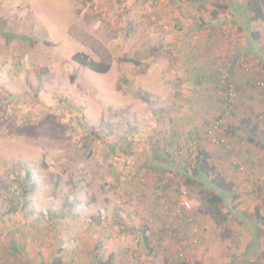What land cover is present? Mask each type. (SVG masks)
Here are the masks:
<instances>
[{
	"label": "rangeland",
	"instance_id": "obj_1",
	"mask_svg": "<svg viewBox=\"0 0 264 264\" xmlns=\"http://www.w3.org/2000/svg\"><path fill=\"white\" fill-rule=\"evenodd\" d=\"M247 1L0 0V264H97L111 253L117 264H264V20L247 18ZM199 43L213 72L197 81L187 59L200 57L189 52ZM75 53L111 57V66L95 72ZM124 54L140 64L122 62ZM230 85L236 103L228 109ZM144 89L150 105L136 97ZM219 115L234 152L206 140L188 146ZM203 148L215 165L206 182L218 174L235 185L221 204L226 218L199 213L210 194L193 183L196 221L183 241L160 238L178 223L170 209L162 224L160 178L180 162L192 171ZM26 165L31 202L24 208L20 197L9 213Z\"/></svg>",
	"mask_w": 264,
	"mask_h": 264
},
{
	"label": "trees",
	"instance_id": "obj_2",
	"mask_svg": "<svg viewBox=\"0 0 264 264\" xmlns=\"http://www.w3.org/2000/svg\"><path fill=\"white\" fill-rule=\"evenodd\" d=\"M246 13H247V18L250 21L264 20V0H248L247 1V10L245 11V14ZM258 34H259L258 32L255 33V35H258ZM72 58L74 61H76L80 65L89 67L91 70L96 71V72H106L111 66V59H112L111 57H110V59L103 57L101 61L100 60L96 61V60L89 59V57L87 55L82 54V53H75ZM120 58H121L122 62L132 63L135 65L140 64V61L138 59H136L134 56L129 55V54H124ZM236 59L237 58L234 57V61ZM136 95H137L136 97H138V96L141 97L142 102L150 103V98H149L148 92L139 91ZM222 100H223V103L226 105V108H229L230 103L228 101V95L227 94H226V96H224V99H222ZM235 103H236V99L232 105L234 106ZM218 118H221V116L219 115L217 118H215L210 123V125L205 129V132L202 135H198V133L196 135H193L195 137L193 139H191L188 146H190V144H191V146L197 147V144L199 145V144H201V141H205V140L207 141V143H211L207 139L206 134H207V131L213 126V122ZM172 121L174 122L175 126H179V122L176 121L175 117H172ZM106 126H109V122H106ZM251 130L255 134L256 133V126H252ZM176 133H179V131L173 129V131L171 132V137L175 141H177V134ZM96 134L98 136H100L99 132H97ZM251 138H252V141L255 140V138H253V137H251ZM125 140H129V138L127 137V138H125ZM159 143H160V141H158L157 144L159 145ZM165 145H166L165 150L168 152V149L173 145V143L171 141H168V143H165ZM178 146H179V144H178ZM230 146H231V148L226 149V150H228L229 152H234V149H233L231 143H230ZM117 154H120V153H115L113 155V157L116 156ZM169 154L172 158L174 157L173 153L169 152ZM211 156L212 155L206 149H204V148L200 149V151L197 154V159H196L197 164L194 165V168H192V171L188 170L187 169L188 167L186 169H185V166H184V168L181 167V165H180L181 162L178 165V166H180L179 169L177 171L175 170V175L177 173V175L185 177L183 182L173 180L174 181V183H173L171 178L169 179V177H167L165 174L162 173L163 176L160 178V181H161L160 187L164 189L165 200L172 201V203H174L176 205L178 202L179 196L182 192V189L184 187H188V189H190L191 185H193V183L200 184L204 187L207 186L210 189H207V187L206 188L203 187L202 191H208L210 194V196H208L206 198V200H207L206 202L208 204L205 205L206 208L199 209V213L205 214V215H210L212 218H214V220L217 223H220L222 221V219L226 218V215L224 214V212L222 210L221 204H222L223 200L227 197V195H225V194L227 192L231 193V191H233L235 185L233 182L227 181V179L223 175H218V174H217V179H215V181H212V182L207 181L206 182L205 177H207V175L211 174L215 170V165L212 164V161H211L212 157ZM167 158H168V155H167ZM172 161L174 162V160L170 159L169 163L172 164ZM241 165L242 164L237 163L235 165V167L239 170H243V169H241ZM30 168L28 167V165H26V167H25V171H26L25 180L26 181L23 182V185L21 184V186L23 187V190L21 188V193H19V195H18L15 192H13V195H15V197L12 199V201H10L11 203L9 204V211H8L9 213L15 212L18 209L17 205H15L13 203L14 200H15L14 202H16L20 199V197H23L24 203L22 204V206H24V208H27L29 203L31 202L29 195L33 194V192H34L35 182L32 181L33 173L31 171L32 168L31 169ZM171 170H173V169H171ZM175 175L172 178H174ZM199 176L204 178L201 183L200 182L197 183V181H201V179H198ZM167 179L169 181H167ZM168 185H170L174 189V191L176 193H178L176 197H173V195H168L169 192L171 193L170 186H168ZM167 186H168V190L166 191ZM158 202L160 203V201H158ZM170 209L172 210V212H174V208L172 206L169 207V211H170ZM192 209H193V205H192ZM192 209L187 214L188 217L191 219V222L186 220L182 224L176 223L174 225V227H172V230L170 232L167 230V228L162 229L158 233L160 235V238L165 237V236L166 237L170 236V238L173 240H177V238H178L180 241H183L184 237L181 234L184 233V227L186 225H190V223L194 224V219L196 221V219L198 217L197 216L195 218L194 214L191 213ZM31 212L33 213L34 211L32 210ZM41 213H43V212L37 213L38 216L44 217L43 214H41ZM44 213H46V212H44ZM164 215L161 216V220L163 222L162 224L165 223V221L163 220ZM50 217L54 218V217H56V215L51 213ZM99 220H100V218H99ZM88 224H90V226H91V224L93 225L92 222H89ZM144 228H147V227H144ZM146 231H147V229H144V234L146 233ZM109 234H110V230H109V233L106 234V237H109L108 236ZM103 240H105L104 236L101 237L98 240L97 244H95L93 249L90 250V253H92V255H95V257L98 256V250H99ZM145 241H146L147 245H150L149 241L147 240V237H146ZM14 251L17 252L13 246L12 251L9 252V256H12V260H17L18 257L13 255ZM10 253L12 255H10ZM0 254H1V252H0ZM57 256H60L59 251L57 253ZM1 259H6L5 255H2ZM53 264H64V263H63L61 258H58V259L54 260ZM97 264H117V263L114 261V254L111 253L107 259H102L99 257L97 259ZM166 264H173V263H166ZM176 264H190V262L187 261L186 259L180 258ZM196 264H200V263L196 262Z\"/></svg>",
	"mask_w": 264,
	"mask_h": 264
},
{
	"label": "built area",
	"instance_id": "obj_3",
	"mask_svg": "<svg viewBox=\"0 0 264 264\" xmlns=\"http://www.w3.org/2000/svg\"><path fill=\"white\" fill-rule=\"evenodd\" d=\"M226 77V75H224ZM228 78V77H227ZM230 79V78H229ZM263 85V83H262ZM228 95V101L229 105H232L235 101V88L233 85H230L228 87L227 91ZM222 124H223V119L218 118L213 122V126L207 131V139L214 144H219L226 149L231 148L230 143L227 141V139L223 136L222 133ZM195 148V146L193 147ZM116 160H123L121 157L116 156ZM241 169H243V165H241ZM175 174V171H171L170 173H167L166 176L172 178ZM192 209V205L190 202V197H189V189L188 187H184L182 189V192L179 196L178 202L174 207V214L176 216V220L178 221V224H182L184 221L188 220L191 222V219L188 217V212Z\"/></svg>",
	"mask_w": 264,
	"mask_h": 264
},
{
	"label": "crops",
	"instance_id": "obj_4",
	"mask_svg": "<svg viewBox=\"0 0 264 264\" xmlns=\"http://www.w3.org/2000/svg\"><path fill=\"white\" fill-rule=\"evenodd\" d=\"M200 44L201 43H199V44H197V45H195V46H193V47H191L190 48V51L189 52H196L197 54H199V53H201V55H200V57H197V56H193V59L192 58H188L187 59V62L188 63H191V61L192 62H194V63H196L197 65L196 66H194V65H190V66H192L193 68H197V71H198V74H200V77H196V80L197 81H199V79H203L204 78V75H205V72L207 73V74H209V75H211V73L213 72V70H212V68H211V63H212V61H210V60H208L207 59V56L209 55V54H207V56H205L204 55V51L203 50H201L202 49V47L200 46ZM203 44H205V42L203 43ZM194 47H198V50L197 51H194L193 49H194ZM204 47L206 48V51H207V47H206V45H204ZM200 67H202L201 68V71H199L200 70ZM189 71L190 72H194L192 69H189ZM190 72H189V74H190ZM181 116H183V115H178V117H176V121L178 122V121H182L180 118H181ZM171 121H172V118H171ZM170 183V182H169ZM168 186H170V185H168ZM168 186H167V188H166V191L168 190ZM142 188H144V187H142ZM170 190H171V193L169 192V194L170 195H172L173 194V188L170 186ZM164 189L163 188H161L160 187V192L159 193H157L156 195H161V197L158 199H156L155 200V202H157L156 204H158L159 205V208H161L160 210L161 211H163V213L162 214H160V212H159V214H160V216L161 215H163V214H165L166 212H168L169 211V208L167 207V203L164 205L163 204V202L164 201H162V196H164ZM163 194V195H162ZM168 194V193H167ZM168 194V195H169ZM158 201H160V203L158 202ZM165 212V213H164ZM166 215V214H165ZM164 215V216H165Z\"/></svg>",
	"mask_w": 264,
	"mask_h": 264
},
{
	"label": "clouds",
	"instance_id": "obj_5",
	"mask_svg": "<svg viewBox=\"0 0 264 264\" xmlns=\"http://www.w3.org/2000/svg\"><path fill=\"white\" fill-rule=\"evenodd\" d=\"M221 70V69H220ZM96 72V71H95ZM99 73H104V72H99ZM222 74V73H221ZM223 75V74H222ZM228 76H229V74H228ZM225 80H227L226 78H225ZM258 84V83H257ZM117 85V84H116ZM259 85V84H258ZM118 86H119V88L121 89V90H126V88L124 87V85H123V83L122 82H119V84H118ZM260 86V85H259ZM260 87H262V86H260ZM145 90V89H144ZM146 92H148L147 91V89L145 90ZM149 93V92H148ZM227 94V93H226ZM139 97V96H138ZM236 99V98H235ZM144 103V102H143ZM152 102H150V103H145V104H147V105H150ZM231 106H233V105H230V109L232 108ZM160 109H162V108H160ZM229 109V108H228ZM222 118V117H221ZM212 144H214V143H212ZM217 145V144H216ZM219 145V144H218ZM223 147V146H222ZM225 148V147H224ZM226 149V148H225ZM174 213V212H173ZM175 215V214H174Z\"/></svg>",
	"mask_w": 264,
	"mask_h": 264
}]
</instances>
